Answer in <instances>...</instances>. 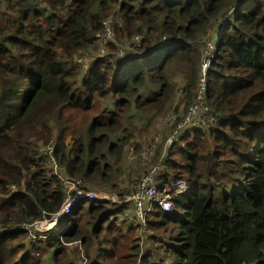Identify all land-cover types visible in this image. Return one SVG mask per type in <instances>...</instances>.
Wrapping results in <instances>:
<instances>
[{"label":"trees","instance_id":"1","mask_svg":"<svg viewBox=\"0 0 264 264\" xmlns=\"http://www.w3.org/2000/svg\"><path fill=\"white\" fill-rule=\"evenodd\" d=\"M117 6V42L83 73L73 56L96 45ZM207 40L214 121L185 128L169 149L159 188L173 177L187 189L173 193L171 212L152 206L147 238L164 248L149 263L264 264V0H0V264H36V240L16 226L63 200L39 147L55 139L57 162L81 187L114 184L127 142L193 102ZM125 208L82 199L68 227L37 242L56 243L62 264L65 243L80 240L88 256L104 232L92 264H135L137 251L113 259L105 248L138 230Z\"/></svg>","mask_w":264,"mask_h":264},{"label":"built area","instance_id":"2","mask_svg":"<svg viewBox=\"0 0 264 264\" xmlns=\"http://www.w3.org/2000/svg\"><path fill=\"white\" fill-rule=\"evenodd\" d=\"M120 1V0H119ZM117 6L115 12L109 14L102 22L100 30L95 32V37L99 43L96 54L98 56L107 55V46L114 39L115 36V24L119 22L118 16L120 13ZM141 35H134L130 40L127 41V47L133 48L137 44ZM167 39H161L159 45L166 42ZM82 50L77 56L75 63L80 66L83 73H86L92 60L87 58L85 52ZM125 47H119L116 50V55L119 57L125 56ZM83 55V56H81ZM209 57L207 56L201 65L202 76L199 80V86L196 96L193 102L188 106L186 112L183 115H177L175 112L167 117L166 124L170 126L171 133L167 136L163 148L155 162V165L142 175L139 182L136 184L133 190L128 193H117L110 194L106 192L98 193L95 191H88L79 187V180L71 178L66 174V170L57 162L53 149L55 139H51L45 145L39 147V151L45 154V165L48 168L49 173L55 175L63 186L65 192L64 199L60 207L50 213H42L39 218L24 221L16 226L18 230L26 231L28 239L31 241L38 240L39 238L45 237V233L50 229L54 228L60 219L68 214L72 208L78 203L81 197L87 196L89 198L111 201L113 203H129L131 202V210L125 209L124 216L134 218L139 226V237L143 239L146 237L147 229L145 226V215L151 211L153 205H157L163 211L169 212L173 210L172 195L173 193H184L186 192V182L181 179L170 178L164 182L159 188L162 181L158 180L160 173L166 168V157L168 154V148L174 143L177 136L187 127H204L206 128L214 121V116L209 113V107L205 101V69L209 64ZM180 117V118H179ZM157 146V138L153 139L149 148L141 153L138 157L142 160L149 159L154 156V148ZM134 145H131L129 150H133ZM133 210V211H132ZM79 247H81L80 240L77 241ZM139 246L142 244L139 242ZM139 263L137 264H149L145 262L141 255L139 257ZM87 261L86 257L82 256V260L79 264H85Z\"/></svg>","mask_w":264,"mask_h":264},{"label":"rangeland","instance_id":"3","mask_svg":"<svg viewBox=\"0 0 264 264\" xmlns=\"http://www.w3.org/2000/svg\"><path fill=\"white\" fill-rule=\"evenodd\" d=\"M117 39L118 37L115 34L114 41L112 40L110 42H115V41L117 42ZM212 45L213 44L210 42V40L205 41L204 47H203V52L205 53L203 54L204 57H203L202 63L207 57ZM86 49H88L85 52V55L87 58L93 60V58L98 57V55L96 54L97 45L91 46V48H86ZM109 50L111 49L108 48L107 51L110 52ZM79 56L74 55L72 58L73 62H75L76 58ZM176 97L177 96H175L174 98V102H173L174 104L176 103V100L178 102V99H176ZM178 110L182 112L183 111L182 106H179ZM186 110L187 109H184L183 113H185ZM167 111H165L166 113L164 112V114L156 117L154 124L146 132H144L140 136L131 138L127 142L126 144L127 146L123 150V156L121 160V173L118 176V181L115 182L117 183V185H115V183L101 185L104 188L102 187L91 188L88 185H86L87 186L86 188L88 190H93L98 193L106 192L110 194H117L119 192H124V193L130 192L135 187L138 179L155 165L157 156L161 152L167 136H169L171 133L172 128L168 126L166 122H167V117L171 114V112H175V108L174 110L170 109L168 112ZM180 111L175 112V113H177V115L180 116L181 115ZM154 138H157V146H156V149L154 148L155 155L146 160L140 159L138 157L139 153L147 150L150 144L153 142ZM131 145H134L133 150H129ZM148 214L149 213L145 215V226L147 230H149L148 223H147ZM59 227H60L59 225L54 227L52 231L58 230ZM105 235L106 234L104 232H101L97 238L93 239V244H92L93 248H91L88 256L85 254V256L88 257L87 263L85 264L93 263V261L96 258L97 251H98L97 248L104 246L103 244L101 245L100 242L104 239ZM138 235H140V232H138V230L136 231L131 230L130 232L129 231L124 232L120 240L118 241L117 245H115L113 249H110L109 245H106L105 248H107L110 252L113 253V259L115 257L119 259L127 258V256L123 257V255H126L127 253L131 252L130 250H133L135 252L137 251V254H138L135 260V264L139 263L140 255H141V258L145 262H149L150 260L155 258V254L157 252H160V250L163 249L164 247H162L159 243L152 241L150 237L148 238L145 237L143 241H142V237H139V242L142 244L137 248L136 241L134 240V238H136V236ZM147 235H148V232H147ZM168 238L169 237L167 236V239ZM33 246L34 248H32ZM33 246L31 247V245H28L27 249H30V250L36 249V251L34 252L36 253L34 255V257L36 258V264H54V251L58 247L56 243L49 245L47 242L40 244L36 241L35 243H33ZM63 247L64 248H62V253L60 254V257H59L60 262L62 264H64V261H65V264H69L70 262H71L70 264H78L79 261L81 260L79 258V247H77L72 242L70 244L63 245ZM147 252L148 254L149 253L150 254L153 253V254H151L150 256L146 258L145 254ZM156 257H157V254H156Z\"/></svg>","mask_w":264,"mask_h":264},{"label":"clouds","instance_id":"4","mask_svg":"<svg viewBox=\"0 0 264 264\" xmlns=\"http://www.w3.org/2000/svg\"><path fill=\"white\" fill-rule=\"evenodd\" d=\"M96 45H97V49H98V45H99V43L97 42L96 43ZM109 46V45H108ZM108 46H107V49H108ZM121 47V46H120ZM127 48H129V47H127V43H126V46H125V49H126V51H125V56H127L128 54H129V51L127 52ZM85 50H88V49H85ZM117 50V49H116ZM80 53V52H79ZM108 54V53H107ZM115 54H116V51H115ZM78 55V54H77ZM98 57H101V56H98ZM177 139V138H176ZM175 139V140H176ZM175 142V141H174ZM173 145V144H172ZM171 145V146H172ZM170 146V147H171ZM170 147L168 148V153H169V149H170ZM156 149V148H155ZM160 154V153H159ZM159 154H158V156H159ZM154 155H155V152H154ZM158 156H157V158H158ZM167 156H168V154H167ZM61 165V164H60ZM63 167V166H62ZM166 167H167V157H166ZM64 168V167H63ZM65 169V168H64ZM49 173V172H48ZM66 174H68L67 172H66ZM49 176H51V177H55L58 181H59V183H60V186H61V189H62V191H63V195L65 196V192H64V190H63V186H62V184H61V181L55 176V175H52L51 173H49ZM69 176V175H68ZM69 177H71V178H75V177H73V176H69ZM142 177V176H141ZM140 177V178H141ZM140 178L138 179V181H137V183L139 182V180H140ZM173 178V177H172ZM75 179H77V178H75ZM77 180H79V179H77ZM182 180V179H181ZM136 183V184H137ZM79 184H80V180H79ZM136 186V185H135ZM80 188H83V189H85V190H88L87 188H84V187H81V186H79ZM187 187V186H186ZM134 189V188H133ZM132 189V190H133ZM88 191H93V190H88ZM119 193H124V192H119ZM185 193V192H184ZM64 196H63V199H64ZM82 199H90V200H94V201H102V200H97V199H93V198H89V197H87V196H83V197H81L80 198V200L78 201V203L82 200ZM63 201V200H62ZM62 201H61V203H62ZM104 202H109V203H112V204H125L126 205V208L125 209H129V210H131V202H129V203H113V202H111V201H104ZM61 203H60V205H61ZM77 203V204H78ZM76 204V205H77ZM172 204H173V202H172ZM60 205H59V207H60ZM75 205V206H76ZM75 206L72 208V210L75 208ZM58 207V208H59ZM57 208V209H58ZM160 208V207H159ZM56 209V210H57ZM124 209V210H125ZM161 209V208H160ZM56 210H54V211H56ZM71 210V211H72ZM124 210H123V212H122V215H123V217H124ZM162 210V209H161ZM70 211V212H71ZM163 211V210H162ZM51 212H53V211H51ZM69 212V213H70ZM166 212V211H165ZM169 212H171V211H169ZM50 213V212H49ZM68 213V214H69ZM68 214H66L65 216H63L61 219H60V222L56 225V226H60L59 227V229L58 230H56V231H52L54 228H52V229H50L49 231H47L46 233H45V237H43L44 239L46 238V237H49L50 235H58L62 230H64L66 227H68L69 225H70V223L69 222H66V223H63L62 222V220L68 215ZM42 215V213L40 214V216ZM39 216V217H40ZM39 217H37V218H39ZM133 218V217H132ZM36 219V218H35ZM24 222V221H23ZM22 223V222H21ZM137 224V223H136ZM18 225V224H17ZM55 226V227H56ZM17 229V228H16ZM139 226H138V232H139ZM54 232V233H53ZM146 237H147V233H146ZM136 238H137V243H138V240H139V238H138V236H136ZM39 239H41V238H39ZM38 239V240H39ZM44 239H42V240H44ZM37 241V240H36ZM78 241V240H77ZM77 241H74V242H72V243H74L77 247H79V245H78V243H77ZM81 242V241H80ZM71 242H69V243H65V245H67V244H70ZM138 245H139V243H138ZM81 247H82V243H81ZM84 257H86L85 255H83ZM86 259H88L87 257H86ZM81 260H82V257H81ZM81 261H79V263H80ZM78 263V264H79ZM86 263H87V261H86ZM149 263V262H148ZM150 264V263H149Z\"/></svg>","mask_w":264,"mask_h":264},{"label":"crops","instance_id":"5","mask_svg":"<svg viewBox=\"0 0 264 264\" xmlns=\"http://www.w3.org/2000/svg\"><path fill=\"white\" fill-rule=\"evenodd\" d=\"M184 111V110H183ZM183 111L181 112L180 111V114L181 115H183L184 113H183ZM179 112V111H178ZM183 113V114H182ZM133 211V210H132ZM124 218H126L128 221H131L132 223H134V224H136V221H135V219L134 218H129V217H126V216H124ZM83 255H85V252H84V249H83V247H79V258L81 259V257L83 256ZM87 257V256H86ZM88 258V257H87ZM81 261V260H80Z\"/></svg>","mask_w":264,"mask_h":264}]
</instances>
